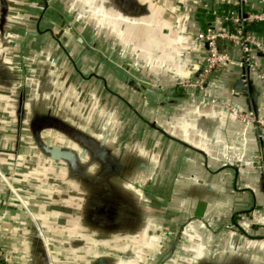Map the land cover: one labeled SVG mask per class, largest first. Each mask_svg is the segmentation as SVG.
I'll list each match as a JSON object with an SVG mask.
<instances>
[{"label": "crops", "instance_id": "crops-1", "mask_svg": "<svg viewBox=\"0 0 264 264\" xmlns=\"http://www.w3.org/2000/svg\"><path fill=\"white\" fill-rule=\"evenodd\" d=\"M73 1V8L80 9L76 22L86 28L84 36L63 33L55 21L52 25L44 22L39 31L44 43L38 54L34 52L41 55V66L22 70L27 76L21 80L28 86L36 83L41 90V100L32 103L41 105V156L36 153L42 159L41 166L19 164L17 169L27 171L22 174L13 168L14 158L36 155L14 143V110L19 104L21 120L28 118L25 108L31 89L12 78L13 50L0 51L4 57L0 64V122H4L0 169L23 186V192L41 185L38 192H25L37 201V212L32 213L45 232L35 226L0 176V264H50L47 244L55 251L54 264H98L99 257L104 259L100 264H110L109 225L101 239L97 237L93 220L97 202L88 186L81 188L90 179L42 172L46 164L68 167L67 161H54L46 154L48 141L78 153L94 148L105 131L109 132L107 148L115 158L125 151L127 156L134 155V165L130 162L129 167L134 168L132 183L137 194L121 211L118 224L124 227L117 232L153 233L166 217V222L183 228L181 258L169 264H264V129L253 120L256 113L264 118L261 80L251 72V93L244 91L237 86L242 69L232 66L214 73L203 90L184 85L196 81L205 64L206 51L197 32L221 26L220 17L210 15L218 0H129L128 10L125 0H85L80 8L78 0ZM114 6L117 17L110 13ZM247 7L264 9V0H249ZM258 35L264 39V28ZM63 36L74 48L95 56L100 51L101 72L58 64L45 48V39L57 44ZM76 40L96 42L101 49L91 50ZM113 57L117 59L111 62ZM259 64L264 65V59ZM35 68H39L36 77L31 73ZM63 100L74 108L63 107ZM113 105L132 110L133 132L122 133L126 122L120 108ZM75 107L85 109L80 112ZM241 115L253 119L246 121ZM57 120L81 132L82 138L91 135L97 142L85 145L58 126ZM127 136H134V143L120 139ZM142 162L145 169H141ZM95 248L100 254L93 255ZM139 258L140 254L133 264H139Z\"/></svg>", "mask_w": 264, "mask_h": 264}, {"label": "rangeland", "instance_id": "rangeland-1", "mask_svg": "<svg viewBox=\"0 0 264 264\" xmlns=\"http://www.w3.org/2000/svg\"><path fill=\"white\" fill-rule=\"evenodd\" d=\"M2 1L3 0H0V4H2ZM6 1L8 3L7 10H4L0 7V51L2 52V50L5 49L13 50V57L12 59H10V68L11 70H13L12 78L18 85H21V83L23 82L24 88L28 87L29 90L31 89V94H29V98L31 101L29 104L26 105L25 108L28 118H24L25 120H21V114L19 113L21 111V106L19 104H15L14 110V143L19 149L22 145L24 146L22 147V149L28 150V153H32V155H36L28 159L26 157L22 159L21 155H17L14 158L13 162L16 168H13L16 170L17 173L20 172L22 174V172H24L25 170L23 171L22 169H17L19 164H24L30 167L34 165L41 166L42 161L41 157H37L38 154H40L41 156V105L32 103H37V101L41 100V90H39V86L36 83H31L28 86L27 82L23 81V78L27 75L22 74V70L24 69V67H31L32 65H37V67L41 66V55H35L34 52L38 54V51H41V46L44 43V40L42 41V39H44V34L41 35V33L39 32L43 28V22H41L42 14H40L42 0ZM73 4L75 5V2L73 0H55L53 3H51V6L45 11V13L47 16L54 19L58 26H61L65 29L63 30V33L65 32L69 34L68 29L75 30L76 32L86 33V28L80 26V24L76 22L75 18L80 9L73 8ZM78 7L80 8L79 4ZM83 11L85 12V10ZM70 24H73L74 26L70 27ZM32 31H37L39 33L32 37V35H30V32ZM45 40L48 46L44 47L49 48V50L52 52V56H55L57 58L58 64H61L62 66L76 64L81 67L82 70L94 68L95 70H99V72H101L103 64L101 57H99L101 54L100 51L98 52L97 56H95L94 54L87 52L81 47L74 48L73 42H70L69 39H62L57 42V44H55L53 40ZM100 46L101 44H99L98 46L99 49H101ZM31 51H33L32 55L30 53ZM65 52L71 54L70 57ZM2 54L4 53L2 52ZM114 59H117V57L111 58V62H113ZM2 60H4V57H0V64L2 63ZM38 69L39 68H35V70L31 72L33 73V76L36 77L38 75ZM112 75L113 74L111 72L110 76ZM22 76L23 78L21 80ZM25 92L23 93V95L27 94V90ZM29 92L30 91H28V93ZM19 93L21 94V91ZM23 98H26V96H24ZM61 99H64V96H62ZM18 100L20 99L18 98ZM67 102L68 101L63 100L62 106L64 107V105H66L70 108H74L73 105H67ZM113 107H115L116 110L120 108L119 111L123 113L126 125L123 126L122 124V130H124L122 133H127V131L133 132L135 128V118L132 110H127L122 105H113ZM75 109L82 112L85 108L82 109L81 107H75ZM86 115L87 114H85L84 116ZM141 126L148 128L144 126V124ZM0 130H4V122H0ZM117 130L118 132L120 131L119 129ZM120 139L126 143H134V141L136 140L134 136H127L124 139ZM21 140L26 143L21 142ZM148 143L149 142L147 140L145 145ZM131 146L133 145L131 144ZM36 151L38 154L36 153ZM46 167L47 168L45 170H42V172H46L47 176H57L58 178L60 176H66V172L69 171V168L64 165L59 167H50L49 164H46ZM36 171H38V169H36ZM16 174H13L12 176L17 179L20 178ZM0 176L4 179L9 188L10 193L18 200L19 204H21L28 212H37L38 208H36L34 205L37 201L32 198L33 196H31L29 192H26H31V190L33 192H38L39 188L41 189V185H34L32 186V189H25L26 192H23L20 188L23 186H18L16 182L13 181V178L12 180H9L10 178L4 176L1 169ZM30 182L36 183V181L34 180ZM146 187L147 186H144L143 188L146 189ZM46 189L49 190V192L52 191V187H46ZM18 198L22 200V203L19 201ZM26 198H28V200ZM182 230V225H175L169 221L166 222L165 217V219H162L161 223L159 224V228L153 233L143 232L139 234V236H134V234H130V236H127L126 233H114L115 237H112L110 240V264H133L134 260H137V258L139 257V254V264H169L170 262H172L171 260H173V262L179 261L182 255V252L179 248V244L183 238ZM120 240L122 241L121 246L116 247V245H118V241ZM139 242L141 243V245H138L140 244ZM46 250V255L49 259L50 253L48 252V248H46ZM100 251L101 250L97 248L93 249V255L100 254ZM82 252L84 251L82 250ZM121 260H125V262L119 263Z\"/></svg>", "mask_w": 264, "mask_h": 264}, {"label": "water", "instance_id": "water-1", "mask_svg": "<svg viewBox=\"0 0 264 264\" xmlns=\"http://www.w3.org/2000/svg\"><path fill=\"white\" fill-rule=\"evenodd\" d=\"M84 1L85 0H78L77 3L82 6L81 4ZM84 5L85 4H83V6ZM131 6V2L129 0H125L126 10L131 9ZM0 7L4 10H7V1L3 0L2 4H0ZM143 10L145 11L144 7ZM117 11L118 8L116 6L110 8V13L115 15L116 17ZM253 71L258 74L261 80V84L264 87V80L262 79L260 72L249 67L242 69V76L237 81V86H239L242 90L248 91L250 93L252 87L249 74ZM260 119L261 118L258 117L256 113L257 126L261 129H264L259 122ZM56 122L60 123L58 120ZM61 125L66 128V130L70 132L71 135L74 134L75 136L73 137L75 139L78 138L79 141L80 139H82L85 145H91L92 142L94 143L96 141L93 140L94 137L87 134L82 138V136H80L82 134L81 132H73L68 126L65 127V123L63 122H61L58 126ZM108 136L109 132L105 131L103 137L99 140L98 144H95L94 148L92 146L90 148H84L82 152L78 153L74 152L71 149H65L62 146L53 144L49 141L44 147L46 154L52 160L67 161L69 171L66 172V175H74L90 179V184L82 185L81 188L85 190L88 186L87 191L90 193V196H93L95 201L97 202L94 206V213H96L97 215L93 217V220L96 227L98 226V232H96L95 234L97 235V237H100V239L103 234H105L107 225H109L107 230L111 238L115 237L114 233L125 234V232H117L119 228L122 229L124 227H119L120 225L118 224L122 220L120 213L121 211H124L126 209L125 204H128L131 198L133 199V197H135V194H137V190L132 183L133 177H135L133 174L134 168L129 167L130 162L133 161L134 155L131 154L127 156V153L125 151L121 152L119 157L118 155H116L115 158L114 153H111L112 149L107 148ZM127 157L128 160L129 157L130 159H132L128 161L126 160ZM133 162L132 164L134 165ZM144 165L145 163L142 162L141 169H145ZM107 200L108 203L106 204ZM118 200H120V203H118ZM132 203L134 204V202ZM35 218L39 224L41 233L44 235L45 232L42 224L36 216ZM102 223L104 224V229L101 228L102 226L100 224ZM126 234L127 236H130V234H134V236L136 235V233L128 232H126ZM47 248L51 256L52 264H54L55 251L50 246V244H47ZM101 262H104L103 257L98 258L97 263L100 264Z\"/></svg>", "mask_w": 264, "mask_h": 264}, {"label": "built area", "instance_id": "built-area-1", "mask_svg": "<svg viewBox=\"0 0 264 264\" xmlns=\"http://www.w3.org/2000/svg\"><path fill=\"white\" fill-rule=\"evenodd\" d=\"M218 2L239 3L240 8L229 16L221 17L220 27L210 25L197 32L196 38L202 42L206 51L205 64L198 79L184 85L203 90L214 73L232 66L258 70L264 80V65L259 64V60L264 59V39L259 37L258 31L251 28L252 24L264 23V9L248 8L249 0H218ZM241 117L246 121L253 119V116L241 115ZM253 120L257 123L256 119ZM259 122L264 128V118ZM261 162L264 163V159ZM19 201L22 203L21 199ZM29 214L40 230L35 216L31 212ZM49 262L52 264L51 256Z\"/></svg>", "mask_w": 264, "mask_h": 264}, {"label": "trees", "instance_id": "trees-1", "mask_svg": "<svg viewBox=\"0 0 264 264\" xmlns=\"http://www.w3.org/2000/svg\"><path fill=\"white\" fill-rule=\"evenodd\" d=\"M240 8L239 3L235 2H218L215 5V9L213 12L210 13L212 17L218 16V17H223V16H229L232 12L238 11ZM231 25V24H230ZM232 27V25H231ZM251 28L255 31H259L264 28V23H257V24H252Z\"/></svg>", "mask_w": 264, "mask_h": 264}, {"label": "flooded vegetation", "instance_id": "flooded-vegetation-1", "mask_svg": "<svg viewBox=\"0 0 264 264\" xmlns=\"http://www.w3.org/2000/svg\"><path fill=\"white\" fill-rule=\"evenodd\" d=\"M54 1L55 0H42V6H41V9H40L41 10V14H42L41 15V19H42L41 22H43V23L45 22V24H50V25H52L51 23H54V19H52L51 17L47 16L46 13H45V11L51 6V3H53ZM48 19H50L49 22L47 21ZM72 26H74V25L73 24H70V27H72ZM68 30H69V34H71L72 36H73V34H77V37L76 38H78L80 35H83L84 36V34H85V33H81V32H76L75 30H72V29H68ZM63 40H64V36H63ZM76 41H77L78 44L84 43V45H86L87 47H89L91 50H93V49L96 50V48L99 46V45L96 46V42H92L91 43L89 41H82V42H80L79 40H76ZM65 53H67L68 56L70 57L71 54H69L68 52H65Z\"/></svg>", "mask_w": 264, "mask_h": 264}]
</instances>
